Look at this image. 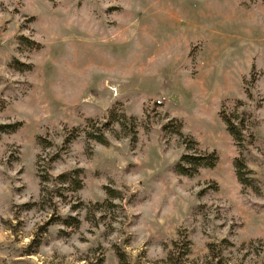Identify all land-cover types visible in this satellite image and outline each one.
<instances>
[{
	"label": "rangeland",
	"instance_id": "obj_1",
	"mask_svg": "<svg viewBox=\"0 0 264 264\" xmlns=\"http://www.w3.org/2000/svg\"><path fill=\"white\" fill-rule=\"evenodd\" d=\"M0 128V264H264V0H0Z\"/></svg>",
	"mask_w": 264,
	"mask_h": 264
},
{
	"label": "trees",
	"instance_id": "obj_2",
	"mask_svg": "<svg viewBox=\"0 0 264 264\" xmlns=\"http://www.w3.org/2000/svg\"><path fill=\"white\" fill-rule=\"evenodd\" d=\"M224 121L228 126L229 132L232 134V136L235 138L236 141L237 140L241 141V139H243L244 141L248 140L247 136L244 134V123L242 120H240L239 124L237 125L232 123L230 120H224ZM0 131L6 132V130L3 128H0ZM176 133L182 136L181 135L182 133L179 130L176 131ZM92 136L93 137L91 138H94L98 142L105 144L106 141L103 136V131H101L99 135H92ZM216 161H217V157L215 156V154L208 156V157H206L205 154H200L199 156L184 155L182 156L181 160L177 164L176 170L181 175L188 176V177H194L195 175L199 173L200 168H203V167L212 168L215 166ZM236 168L238 169V179L240 180V182L243 185H249L250 184L249 182L250 180L252 181V179H247L245 177V174L247 173L243 172V169L246 168V166H244L242 161L239 159H237L236 161ZM248 172L250 173L251 171L248 169ZM73 175H74V172L63 174L59 177V180L64 183H67L70 181V179L73 178ZM121 256L122 258H125V255H121Z\"/></svg>",
	"mask_w": 264,
	"mask_h": 264
}]
</instances>
